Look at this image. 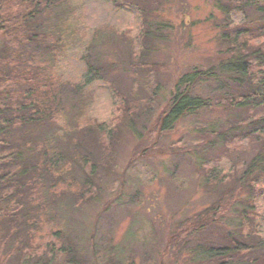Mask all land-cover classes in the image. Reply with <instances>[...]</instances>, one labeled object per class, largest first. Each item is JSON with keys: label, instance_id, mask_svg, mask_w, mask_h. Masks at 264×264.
Wrapping results in <instances>:
<instances>
[{"label": "trees", "instance_id": "trees-1", "mask_svg": "<svg viewBox=\"0 0 264 264\" xmlns=\"http://www.w3.org/2000/svg\"><path fill=\"white\" fill-rule=\"evenodd\" d=\"M107 1L133 9L140 33L132 38L111 28L95 29L87 48L109 39L120 62L143 80L132 78L122 91L112 86L125 118L110 128L84 116L75 87L74 114L67 118L70 112L63 108L65 82L56 68L73 33V0H0L1 255L15 257L19 264L35 256L43 264H54L56 251L44 241L51 236L65 241L59 253L67 259L57 264H84L89 258L94 262L86 239L73 237L59 219L90 199L97 183L115 176L114 140L120 127L141 138L144 132L137 122L146 120L154 101L159 102L161 81L173 80L152 127L159 135L171 132L179 121L190 118L193 123L190 139L196 142L190 150L183 146L173 153L188 154L181 158L188 161L204 194L205 205L185 227L194 232L192 255L199 264H264V235L258 227L264 223V0H209L211 11L205 19L190 22V40L184 46H191V30L204 24L215 48L201 54L203 63L175 78L155 58L174 41H182L183 29L174 32L162 16L173 0ZM87 61V71L105 72V67ZM139 141L140 151L131 162L155 143ZM222 160L229 167L218 170L213 162ZM200 235L208 236L205 241L211 245L200 246ZM110 248L113 258L105 264L114 259L122 264ZM45 252L49 254L43 256Z\"/></svg>", "mask_w": 264, "mask_h": 264}, {"label": "rangeland", "instance_id": "rangeland-1", "mask_svg": "<svg viewBox=\"0 0 264 264\" xmlns=\"http://www.w3.org/2000/svg\"><path fill=\"white\" fill-rule=\"evenodd\" d=\"M169 3L170 5L164 7L162 16L174 27V32L179 30L177 33H180V28L183 29L182 41L179 44L174 41L165 51L155 55V58L161 65L165 64L175 78L183 71L203 63L201 54L209 49L213 50L215 45L208 26L200 24L191 30V46L190 43L187 48L184 46L190 40V22L205 19L211 11L209 0H173ZM73 6V33L67 39L68 48L59 58L56 68L57 76L65 82L62 94L63 108L70 112L67 118L74 114L76 95L72 87H75L84 102V116L109 128L119 127L125 117L121 119V105L118 104L112 86L122 91L126 85L123 83L130 84L132 78L143 80H139L140 77H136L120 62L119 52L109 39L105 44L97 45L91 50L87 47L95 29L111 28L136 38L140 33L141 22L133 9L116 7L107 0H73ZM175 36L177 38V35ZM88 55L91 56L88 61L95 66L100 64L105 67V72H102L104 69L98 73L87 71ZM161 82L159 102L154 101L153 109L146 120L137 122L138 130L144 132L141 136L144 141L142 145L155 142L153 147L131 162L133 153L140 151L141 147L138 146L136 150V145L141 138L136 137L138 133L132 136L120 127V133L114 140L115 159L111 161L115 176H110L107 180L104 178V183H97V190L90 199L81 204L77 203L74 211L64 212L63 216L69 225L64 222L65 218L59 219L61 228L62 225L63 228H68L73 237H84L90 250L95 252L94 262L89 258L84 264H88L89 260L91 264H105L109 258H113L109 257L112 250L110 246L115 248V256L118 260L121 258L119 261H122V264L200 262L190 250L196 246L195 240L190 241L194 232L185 227H190L187 223L190 216L205 205L204 194L198 183L193 181L194 175L188 161L182 160L187 158L188 154L184 157L180 155L182 158L173 155L183 146L190 150V145L196 142L190 139V135L193 137V123L189 118L179 121L169 133L158 135L157 131H153L154 121L165 103L162 100L171 91L173 80ZM144 122L147 126L145 128L141 125ZM213 163H218L215 164L218 170L229 167L226 160ZM258 227L261 231L259 234L264 235V223L259 222ZM49 230L50 228H47L41 234L44 235ZM207 238L208 236H199L198 241L204 244L200 246L211 245L209 241H205ZM44 241L56 251L53 254L54 264L62 258L60 263L67 259L59 253L65 241L51 236L44 237ZM47 254L49 253L45 252L43 256ZM73 256L78 257L76 251ZM37 259L35 256L27 264H43V261ZM0 264H19V261L15 257L0 253Z\"/></svg>", "mask_w": 264, "mask_h": 264}]
</instances>
